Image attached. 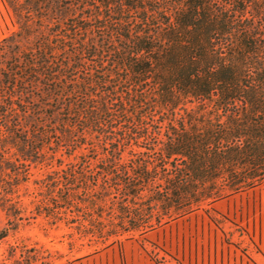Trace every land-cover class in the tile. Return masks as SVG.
<instances>
[{
	"label": "trees",
	"instance_id": "1",
	"mask_svg": "<svg viewBox=\"0 0 264 264\" xmlns=\"http://www.w3.org/2000/svg\"><path fill=\"white\" fill-rule=\"evenodd\" d=\"M4 2L0 243L44 219L112 244L264 187V0Z\"/></svg>",
	"mask_w": 264,
	"mask_h": 264
},
{
	"label": "rangeland",
	"instance_id": "2",
	"mask_svg": "<svg viewBox=\"0 0 264 264\" xmlns=\"http://www.w3.org/2000/svg\"><path fill=\"white\" fill-rule=\"evenodd\" d=\"M18 30L0 0V42ZM6 217L0 208V231ZM44 219L0 243L3 264H264V187L198 210L144 236L90 245Z\"/></svg>",
	"mask_w": 264,
	"mask_h": 264
}]
</instances>
